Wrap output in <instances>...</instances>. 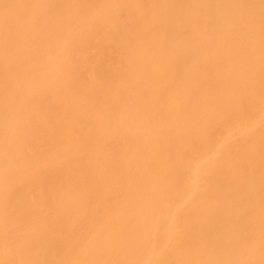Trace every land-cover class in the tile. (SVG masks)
Here are the masks:
<instances>
[{
	"label": "bare ground",
	"instance_id": "6f19581e",
	"mask_svg": "<svg viewBox=\"0 0 264 264\" xmlns=\"http://www.w3.org/2000/svg\"><path fill=\"white\" fill-rule=\"evenodd\" d=\"M254 3L0 0V264H264Z\"/></svg>",
	"mask_w": 264,
	"mask_h": 264
},
{
	"label": "rangeland",
	"instance_id": "374dc122",
	"mask_svg": "<svg viewBox=\"0 0 264 264\" xmlns=\"http://www.w3.org/2000/svg\"><path fill=\"white\" fill-rule=\"evenodd\" d=\"M248 1H249V3H250V2H251V3H254V1H256V0H254V1H253V0H251V1L248 0ZM257 2H258V1H257ZM257 2H256V3H257ZM259 3H262V1H259ZM251 5H252V4H251ZM253 5H255V3H254ZM247 9H248V8H247ZM249 9H250V8H249ZM125 47H126V46H125ZM122 48H123V47H122ZM124 49H126L127 52H129V49H127V48H124ZM114 57H115V56H114ZM115 59H116V58H115ZM129 60H130V59H129ZM132 61H133V60H132ZM127 63H128V62H126V65H127ZM130 64H131V63H130ZM130 64H128V65H129L130 68L132 69V67H131ZM129 66H128V67L126 66L128 72H129V69H130ZM132 66H133V65H132ZM131 69H130V70H131ZM126 73H127V72H125L124 75H126ZM127 75H128V74H127ZM262 90H263V89H260V92H259V90L257 91V92H259V94H261V95L259 96V94L257 93V95H258L259 97H261V96L263 95V91H262ZM255 92H256V90H255ZM261 92H262V93H261ZM254 96H255V93H254ZM258 96H257V97H258ZM259 97H258V98H259ZM261 99H262V98H261ZM263 99H264V96H263ZM263 99H262V101H263ZM263 103H264V102H263ZM233 114H235L234 116L236 117V113H232L230 116H232ZM238 124H239V123H238ZM236 126H238V125H236ZM236 126H235V127H236ZM254 129H255V130H254L253 132H258L257 130H259V133H260V130H261L262 128L258 127V128L256 129V127H254ZM235 130H237V129H235ZM255 134H256V133H255ZM256 135H257V134H256ZM240 137H241V136H239V137L237 138L239 144H240V141H241V140H239ZM243 137H244V136L242 135V137H241L242 140H244V138H245V137H244V138H243ZM242 143H244V142L242 141ZM242 143H241L240 145H242ZM245 143H246V145H247L246 140H245ZM245 143H244V145H245ZM239 144H238V145H239ZM249 146H250V145H249ZM31 147H32V146H31ZM33 148H34V147H33ZM33 148H32V150H33ZM46 160H47V159H46ZM33 174H34V173H33ZM34 175H35V174H34ZM29 176L32 177V174L29 175ZM30 177H29V178H30ZM33 177H36V175L33 176ZM37 177H39V176H37ZM42 177H43V176H42ZM45 177H46V176H45ZM25 178H26V177H25ZM29 178H26V179H29ZM39 178H40V180L42 179L41 181L44 180V179H43L44 177H43V178L39 177ZM45 179H46V178H45ZM25 181L27 182V180H25ZM43 182L45 183V180H44ZM19 183L22 184V181L19 182ZM19 183H18V187H19ZM23 184H25L24 181H23ZM41 185H42V184H41ZM187 185H188V183H187ZM23 186H25V185H23ZM16 187H17V186H16ZM16 187H15V188H16ZM40 187L42 188V186H40ZM21 188H22V186H21ZM21 188H20V189H21ZM17 189H18V188H16V192L18 191ZM22 189L25 190L24 188H22ZM14 190H15V189H14ZM23 190H22V191H23ZM39 190H42V192L44 193V191H43V190H44V187H43V189H39ZM101 191H102V190H101ZM13 192H14V191H13ZM36 192H37V191H36ZM38 192H39V191H38ZM105 192H106V191H105ZM11 193H12V192H11ZM11 193H10V194H11ZM18 193H20V192L18 191ZM18 193H17V194H18ZM21 193H22V192H21ZM39 193H41V192H39ZM12 194H13V193H12ZM15 194H16V193H14V195H15ZM17 194H16V195H17ZM99 195H100V192H99ZM99 195H98V198H99ZM105 195H106V194L103 193V196H105ZM100 196H101L102 198H104V197L102 196V193H101ZM101 197H100V198H101ZM11 198H12V196H11ZM102 198H101V199H102ZM9 201H10V200H9ZM67 214L69 215L70 213H67ZM66 218H68V216H66ZM26 222H28V221H26ZM29 222H30V221H29ZM29 222H28V223H29ZM32 222H34V221H32ZM32 222L30 223V226L28 225V223H27L26 225H27L28 227H35V225H34V226L32 225V224H33ZM59 223H60V222H59ZM66 223H67V221L65 220L62 226H63V227L66 226ZM55 224H56V228H57L58 230L62 231L61 226H59V224H57V223H55ZM107 224H108V223H107ZM31 225H32V226H31ZM78 225H79V224H77V223H76V225H74V223H73L74 228H73V226H72L73 229H75V226H76V231H75V232H76V233H75L76 236L78 235V234H77V233H78L77 228L81 227V226H78ZM58 226H59V228H58ZM63 227H62V228H63ZM72 228H71V229H72ZM79 229H80V228H79ZM83 229H84V227L82 228V230H83ZM65 230H66V228L63 229V232H65ZM63 232H62V233H63ZM82 232H83V233H82ZM82 232H80V235H81V234H82V236L85 235L84 231H82ZM57 233H58V235L55 234V235H56L55 237H56V239H57V236H58V240L60 239V238H59V235H60V236L62 235V238H63V237L65 236L64 234H66V232H65L64 234H62L61 232H60L61 234H59V232H57ZM70 233H73V237H74V230H73V232L71 231ZM189 234H191V232L188 233L187 235H189ZM66 235H67V234H66ZM80 235H79V236H80ZM189 236L191 237V235H189ZM189 236L187 237V236L185 235V237H186L187 239L189 238ZM73 237L71 236V239H72ZM53 238H54V237H52V239H53ZM66 238H67V237H65V239H66ZM49 239H50V238H49ZM74 239H75V237H74ZM80 239H81V238H80ZM82 239H83V237H82ZM82 239H81L80 241H82ZM187 239H186V240H187ZM189 239H190V238H189ZM67 240H68V239H67ZM72 240H73V239H72ZM61 241H64V239H61L60 242H61ZM74 241H75V240L70 241V237H69V241L67 242V241L65 240L64 242H66L67 244H68L69 242L73 244ZM35 242L37 243L38 241H35ZM36 243H35V244H36ZM38 244H39V245H38V247H39V246H40V242H39ZM42 244H43V243H42ZM75 244H76V242H74V246H75ZM36 245H37V244H36ZM70 245H71V244H69V246H70ZM184 245H185V244H184ZM41 246H42V245H41ZM67 246H68V245H67ZM70 247L73 248V245H71ZM70 247H69V248H70ZM72 248H70V249H72ZM50 250H51V251H50ZM50 250H47V252L49 251V252L52 253V251H53L52 255L55 254L54 249H50ZM73 250L75 251V250H76V247H75V249H73ZM66 251H67V253H69V252L72 253L73 256H74V254H75L74 251L71 252V250L68 251V249H67ZM49 252H48V253H49ZM76 252H77V251H76ZM83 252H84V255H87V253H86L87 250H84ZM90 252H91V251H90ZM67 253H66V254H67ZM70 253H69V254H70ZM73 253H74V254H73ZM85 253H86V254H85ZM44 254L46 255L45 257L48 256V254H46L45 252H44ZM77 254H78V253H77ZM77 254H75V255L77 256ZM49 255H50V253H49ZM72 255H70V258H71L70 261H71V260H73V261L76 260V257H75V256H74V257H75L74 259L71 257ZM55 256L57 257V255H55ZM56 257H54V255H53V260L56 259ZM49 258H52V257H49V256H48V258H47V262H44L45 264L56 263L58 260H60V259L58 258L57 261L55 260V261L53 262V260H52V263H51V260H50ZM48 259L50 260V261H49L50 263H48ZM45 260H46V259H45ZM74 262H75V261H74ZM74 262H73V263H74ZM57 263H58V262H57ZM71 263H72V262H71Z\"/></svg>",
	"mask_w": 264,
	"mask_h": 264
}]
</instances>
